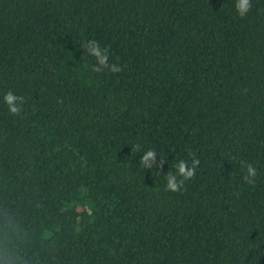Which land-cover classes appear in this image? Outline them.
I'll list each match as a JSON object with an SVG mask.
<instances>
[{
    "label": "trees",
    "instance_id": "16d2710c",
    "mask_svg": "<svg viewBox=\"0 0 264 264\" xmlns=\"http://www.w3.org/2000/svg\"><path fill=\"white\" fill-rule=\"evenodd\" d=\"M234 3L0 0V264H264V0Z\"/></svg>",
    "mask_w": 264,
    "mask_h": 264
},
{
    "label": "clouds",
    "instance_id": "9594fccd",
    "mask_svg": "<svg viewBox=\"0 0 264 264\" xmlns=\"http://www.w3.org/2000/svg\"><path fill=\"white\" fill-rule=\"evenodd\" d=\"M234 7L240 17H244L251 8L250 0H235ZM86 53L94 58L95 65L91 67L93 72L100 73L105 69L112 73L121 72L123 69L118 64L109 63V53L107 48H101L100 44L95 40H88L82 45ZM3 103L6 105L8 113L13 117H18L23 111L25 100L22 96L8 91L3 95ZM138 150V146H137ZM157 152L149 149L140 157L139 164L144 169H152L156 161ZM161 157V156H160ZM165 160L161 157L159 165L163 166ZM199 159L193 157L191 162L185 160L178 161L173 167L175 173L169 172L165 179L164 191L178 192L181 190L185 181L191 179L196 174V168L199 165ZM242 170L245 172L242 179L245 183L251 185L254 183L257 176L256 168L244 161H240Z\"/></svg>",
    "mask_w": 264,
    "mask_h": 264
}]
</instances>
